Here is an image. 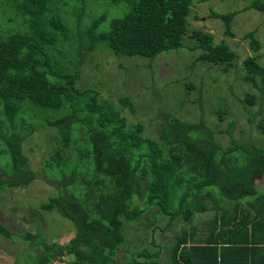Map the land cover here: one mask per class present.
<instances>
[{
	"label": "trees",
	"instance_id": "trees-1",
	"mask_svg": "<svg viewBox=\"0 0 264 264\" xmlns=\"http://www.w3.org/2000/svg\"><path fill=\"white\" fill-rule=\"evenodd\" d=\"M196 1L0 0V193L46 180L55 193L33 207L56 212L75 231L66 244L42 238L34 264H264V190L257 184L264 174V110L250 114L246 106L264 100L259 57L243 60L240 78L258 93L245 90L240 98L228 88L250 124L247 139L234 138L235 121L225 129L208 126L202 88L187 79L179 95L197 105V122L176 117L168 105L153 110L159 92L152 87H145L153 94L146 104L128 91L105 97L108 83L83 81L84 65L99 54L146 59L144 66L132 63L145 70L180 49L198 52L191 67L217 66L226 75L238 56L209 33L190 30ZM246 1L244 10L264 14V0ZM235 14L211 12L210 18L231 35ZM255 33L244 39L257 54ZM226 102L211 106L219 122L231 113ZM145 105L149 119L129 122L125 113L135 116ZM148 127L152 136L143 135ZM39 132L43 156L36 171L24 143ZM178 222L171 242L152 249V234ZM0 237L11 238L1 222ZM132 246L118 261L117 253Z\"/></svg>",
	"mask_w": 264,
	"mask_h": 264
},
{
	"label": "rangeland",
	"instance_id": "rangeland-1",
	"mask_svg": "<svg viewBox=\"0 0 264 264\" xmlns=\"http://www.w3.org/2000/svg\"><path fill=\"white\" fill-rule=\"evenodd\" d=\"M246 4V0H197L190 9V18H188L190 30L200 29L209 33L216 44L225 42L230 50L237 54L238 59L235 62V67L230 69L226 75L217 70V66L216 68H210L207 64L196 63L191 67V61L193 57L198 55V52L191 53L188 50L180 49L163 53L151 61L150 68L145 70H142L141 67L133 69L132 63H139L140 66H144L148 64L147 61H143L146 59L138 57L114 59L106 57L105 54H99L91 64L86 63L84 65L83 81L108 83L110 87L102 86L101 90L102 95L105 97L109 94L116 97L115 93L123 95L128 91L132 96H136V94L143 96L146 104L153 102V94L145 87H152L159 92L155 96L157 104L153 106V110L158 107V104H161V108H167L168 105L171 113L175 114L176 117L197 122L200 116L197 105L190 103L187 97L179 95V88L183 86V82L187 79L202 88L203 115L207 119L208 126L215 129H225L230 121H235L234 138L247 139V133L251 130L250 124L247 123L245 117L241 116V104L236 102L228 90V88H231L240 98L244 97L245 90L258 93L255 88H250L249 85L241 82L240 78L244 74L242 62L247 57L255 55L259 57V64L264 66V14L254 10H244ZM211 12L220 14L236 12L230 23L231 35L225 34V26L221 21L210 18ZM254 30H256L255 37L261 44L257 54L250 50L249 40L244 39L246 33ZM192 42L191 38H185L186 46L192 45ZM95 63H98L99 66L94 68ZM120 65H123V67L120 68ZM175 78L182 82L177 84ZM214 78L216 80H213ZM175 91L178 92L177 95ZM195 95V90H192L189 99H192ZM224 98L231 113L223 122H219L218 119L214 118L211 106L216 101L220 103L221 99ZM256 102L254 107L246 105L250 114L258 112L260 107L264 110V100L261 106L258 101ZM125 114L131 123H135L137 120L146 121L152 115L149 109H146V105L137 109L135 116L130 115L129 112ZM259 118L257 116L254 119L253 126ZM242 131L245 135L242 134ZM154 133L155 129L151 130L148 127L143 135L150 134L152 136ZM42 136L43 134L39 132L33 135L29 142L24 143V151L29 158V164L36 171L40 168L43 156ZM262 137L264 138L263 135ZM225 138L228 140V137ZM226 139L222 141L223 144L227 142ZM257 184L260 189L264 190V174L257 177ZM54 193V185H48L46 180H36L28 187L11 189L9 193H0V222L7 227L11 236L10 239L0 237V264H34L37 260L36 256L41 250L40 241H42V238L47 239L48 242L55 241L59 244H66L72 239L75 233L72 222L56 212L39 214L36 208L33 207L41 203L48 195ZM207 216L208 214H201L202 219ZM197 219L195 218L194 222ZM180 225L178 222L163 232L160 229L154 232L152 238L156 245L152 249H156L158 244L167 246L172 237L178 232ZM159 227L163 228L164 223ZM24 232L32 234L33 239L26 241L23 236ZM147 235L150 236V233ZM131 248L133 246L121 249L116 255L117 260H125L130 255ZM161 256L165 257L166 255L163 253ZM53 264L63 263L53 262Z\"/></svg>",
	"mask_w": 264,
	"mask_h": 264
},
{
	"label": "clouds",
	"instance_id": "clouds-1",
	"mask_svg": "<svg viewBox=\"0 0 264 264\" xmlns=\"http://www.w3.org/2000/svg\"><path fill=\"white\" fill-rule=\"evenodd\" d=\"M56 263H59V262H56Z\"/></svg>",
	"mask_w": 264,
	"mask_h": 264
}]
</instances>
